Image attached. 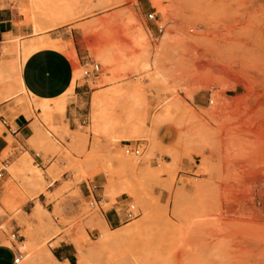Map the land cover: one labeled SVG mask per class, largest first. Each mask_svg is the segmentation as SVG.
Masks as SVG:
<instances>
[{
    "label": "rangeland",
    "instance_id": "374dc122",
    "mask_svg": "<svg viewBox=\"0 0 264 264\" xmlns=\"http://www.w3.org/2000/svg\"><path fill=\"white\" fill-rule=\"evenodd\" d=\"M151 1L0 0L10 20L0 25V162L16 165L0 185V246L32 257L70 242L67 264H264V5ZM65 11L72 18L54 25ZM165 33L159 69L147 67L143 52L154 54ZM48 36L73 51L74 83L36 126L39 112L22 110L33 98L17 69L23 47ZM91 63L100 71L86 78ZM76 84L85 105L70 129L65 105ZM97 95L105 105L93 134ZM19 115L31 123V153L1 122ZM198 126L206 139L186 134Z\"/></svg>",
    "mask_w": 264,
    "mask_h": 264
},
{
    "label": "crops",
    "instance_id": "0c3cea01",
    "mask_svg": "<svg viewBox=\"0 0 264 264\" xmlns=\"http://www.w3.org/2000/svg\"><path fill=\"white\" fill-rule=\"evenodd\" d=\"M9 22V18H6L4 13H0V25L2 26ZM47 42H52L58 47L44 45V43ZM27 46L29 49L24 58L22 57L21 59L20 77L29 96H33V98L37 100L43 99L49 101L65 98L74 83V69H72L71 66L72 60L65 53L67 50L65 49L64 43L59 38H51L48 36L42 39L36 38V41L28 43ZM79 88L80 87L76 84L73 89L74 96L69 98L65 105V117L68 120L70 129L71 126L75 124L76 118L80 116V111L85 105V92L79 90ZM30 124L31 123L24 115H19L13 120V123H8L10 129L11 126H13V129L9 130L6 126L5 128L15 142L24 150L31 153L32 151L27 144L28 140L33 136V130ZM6 145V135L3 134L0 136V149ZM39 159L42 161L41 155ZM24 161L28 162L26 157L21 160L22 166ZM11 164L15 165L14 163ZM6 171L3 172L1 181L6 179L7 176H10L8 172V175L6 174ZM28 183H30L29 180ZM39 195H42V193ZM24 241V239L21 240V242ZM17 254L18 251H13L11 246H0V264H13V258L17 256ZM52 256L59 262L70 263V260L75 256L74 245L70 242H61L54 248Z\"/></svg>",
    "mask_w": 264,
    "mask_h": 264
},
{
    "label": "bare ground",
    "instance_id": "6f19581e",
    "mask_svg": "<svg viewBox=\"0 0 264 264\" xmlns=\"http://www.w3.org/2000/svg\"><path fill=\"white\" fill-rule=\"evenodd\" d=\"M32 1H34V0H32ZM151 2L153 4H155L156 6L159 5V2L157 0H152ZM247 2L249 4H251V6L264 5V0H248ZM161 11L163 13L166 12L164 9H161ZM71 18H72V14L70 13V11H65L64 13H61V15H59L56 18L54 25L65 23L66 21L70 20ZM169 39H170L169 34L165 33L162 36V38L160 40V45L158 46V48H157V50L155 51L154 54L150 53V49H148V48L145 49V51L143 52V57L146 58V60H147V63L145 64L147 67H153L154 69L155 68L159 69L160 62L162 61L163 52L168 50V41H169ZM44 45L58 47L56 44H53L52 42L44 43ZM28 49H29L28 46H24L23 47L21 55H20L21 59H22V57L24 58V56L26 55ZM65 53L68 55V57L70 59H74L73 51H65ZM210 55H211V58H213L214 60H219V63L217 64L219 69H221L222 71H226V70L231 69L230 67L226 66L224 62H222L223 59L219 55H217V53H215V54L211 53ZM151 57H152V59H151ZM149 59H151V60H149ZM160 72L161 71H159V73ZM16 81H17L18 87L26 95H29V93L25 89L24 84L22 82V79L20 77V66H18V69H17ZM7 96H8V94H7ZM31 97L33 98V96H31ZM63 99L64 98H60L58 100H54L55 102H54V105L52 106V105H50L48 103L49 100H43V99L42 100H37V99L33 98V104H29V103L25 104V106H24V108H22V110H23L24 113H29L30 111L34 112V110H37L39 112L40 118H37V122L35 124H36V126H38V124L42 125L43 122L50 121V119L52 118L53 110H55V109L59 110V109L62 108ZM246 99H245V101H246ZM104 105H105L104 97H102L101 95H97V96L93 97V99H92V112H91L92 124H91V126H89V131L92 132L93 134L98 132L99 129H100V124L103 121L102 111H103ZM247 108H250L249 105L245 106V109H247ZM245 124H246V122H245ZM200 125H201V123H200ZM260 130H259V132L257 130V132L260 133ZM251 132H252V130H251ZM186 134L188 136H194V138L199 139V140H204V139H206L208 137V133L206 131V127L205 126L204 127H202V126L195 127L192 132H189V133H186ZM247 152H249V151L247 150ZM1 166H2V164H1ZM3 167H5V166H3ZM7 167L10 168L11 173H13L15 175L16 166L11 164L10 166H7ZM23 167H25V169L33 171L32 169L28 168V165H27L26 161L23 162ZM39 177H40L39 171H36V173H34L33 180L36 181L37 179H39ZM2 198L3 197L0 198V204H3L2 203L3 202ZM1 210H3V208H1ZM36 212H40V208H37ZM36 215H37V213H36ZM102 237L106 238V233H103ZM20 247L23 248L24 250L30 252V251L33 250L34 244L31 243V242L27 243V242L24 241V242H22V244H20ZM28 257H29V254L27 256L23 255V259H26ZM67 263L68 262H65V264H67ZM23 264H58V261L51 254H49L46 251H43L42 253L35 254L32 257H29L28 260L25 261Z\"/></svg>",
    "mask_w": 264,
    "mask_h": 264
},
{
    "label": "built area",
    "instance_id": "2783aa9c",
    "mask_svg": "<svg viewBox=\"0 0 264 264\" xmlns=\"http://www.w3.org/2000/svg\"><path fill=\"white\" fill-rule=\"evenodd\" d=\"M154 16H155L154 13H149V14H147V18H148V19H153ZM99 71H100V65H99L98 63H91V64H89V65H86V64H85V65H84V70H83V76L86 77V78H88V77H91V76L97 74ZM1 122H2V124H3L4 126L8 127L9 130L12 129V128L10 129V127L8 126V123H7V121H6L5 119H2ZM134 153H135L136 155H139V153H140L139 149H135ZM35 156H36V157H40V154L36 153ZM0 163L2 164V162H0ZM2 165H3V164H2ZM4 171H5V168L2 167V168L0 169V182H1V179H2V177H3V172H4ZM95 203H98V202L95 201ZM90 205L93 206V203H90ZM126 216H127V218H128L129 220H131V219H133V218L135 217V215H134V211H133V206H131V207L128 209V211L126 212ZM10 238H11V240H16V239L18 238V237H17V233H11ZM22 259H23V255H22V253L19 251L18 254H17V256H14V258H13V264H19V263L21 262Z\"/></svg>",
    "mask_w": 264,
    "mask_h": 264
}]
</instances>
